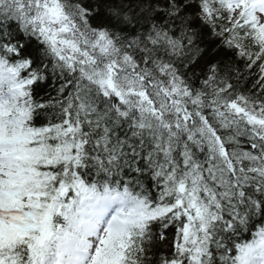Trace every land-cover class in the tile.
I'll list each match as a JSON object with an SVG mask.
<instances>
[{
    "label": "snow or ice",
    "instance_id": "obj_1",
    "mask_svg": "<svg viewBox=\"0 0 264 264\" xmlns=\"http://www.w3.org/2000/svg\"><path fill=\"white\" fill-rule=\"evenodd\" d=\"M0 264H264V0H0Z\"/></svg>",
    "mask_w": 264,
    "mask_h": 264
}]
</instances>
